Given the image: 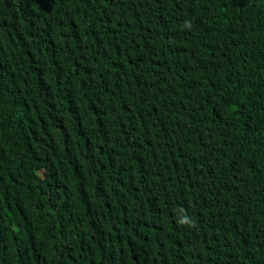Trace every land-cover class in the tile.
<instances>
[{"label": "trees", "instance_id": "trees-1", "mask_svg": "<svg viewBox=\"0 0 264 264\" xmlns=\"http://www.w3.org/2000/svg\"><path fill=\"white\" fill-rule=\"evenodd\" d=\"M0 264H264V0H0Z\"/></svg>", "mask_w": 264, "mask_h": 264}]
</instances>
